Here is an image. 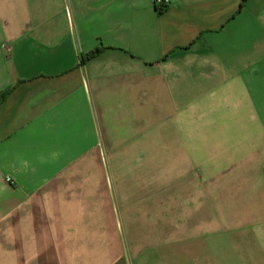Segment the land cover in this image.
Listing matches in <instances>:
<instances>
[{"label": "crops", "instance_id": "obj_1", "mask_svg": "<svg viewBox=\"0 0 264 264\" xmlns=\"http://www.w3.org/2000/svg\"><path fill=\"white\" fill-rule=\"evenodd\" d=\"M0 264H264V0H0Z\"/></svg>", "mask_w": 264, "mask_h": 264}, {"label": "trees", "instance_id": "obj_2", "mask_svg": "<svg viewBox=\"0 0 264 264\" xmlns=\"http://www.w3.org/2000/svg\"><path fill=\"white\" fill-rule=\"evenodd\" d=\"M99 51V49H96L94 51H91L89 53H87L85 56L82 57V60L88 59L89 57H92L93 55H95L97 52Z\"/></svg>", "mask_w": 264, "mask_h": 264}, {"label": "built area", "instance_id": "obj_3", "mask_svg": "<svg viewBox=\"0 0 264 264\" xmlns=\"http://www.w3.org/2000/svg\"><path fill=\"white\" fill-rule=\"evenodd\" d=\"M161 2V0H157V3H160Z\"/></svg>", "mask_w": 264, "mask_h": 264}]
</instances>
